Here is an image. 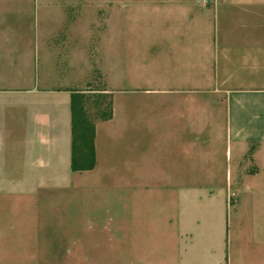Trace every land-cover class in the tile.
Segmentation results:
<instances>
[{"label":"crops","instance_id":"obj_1","mask_svg":"<svg viewBox=\"0 0 264 264\" xmlns=\"http://www.w3.org/2000/svg\"><path fill=\"white\" fill-rule=\"evenodd\" d=\"M114 1L98 40L0 0V241L45 218L82 224L87 264H264V0ZM98 78L113 114L74 170L72 94Z\"/></svg>","mask_w":264,"mask_h":264},{"label":"rangeland","instance_id":"obj_2","mask_svg":"<svg viewBox=\"0 0 264 264\" xmlns=\"http://www.w3.org/2000/svg\"><path fill=\"white\" fill-rule=\"evenodd\" d=\"M33 4H38L40 11L39 24L47 22L42 15L43 8L47 4L55 9V25L73 24L72 14H82L81 19L77 18L75 25L79 23L98 26V40L101 33L107 25L110 24V11L114 6V0H29ZM99 77V76H98ZM91 84V86H88ZM89 89L101 88L102 82L98 78V86L95 82L88 83ZM91 95L90 105L96 103V93L87 92ZM94 111V109H93ZM45 218H38L37 224L28 223L19 231L22 233L18 239L12 238L7 241H0V264H75L83 261L87 264L85 258L72 257L73 242L64 241L65 237H75L77 232L81 231L82 224H64L62 220H50L46 223ZM121 221V220H120ZM93 226V225H92ZM88 227V226H87ZM31 231L33 234L31 235ZM99 235H126V225L124 223H109L104 221L98 223ZM116 248L125 249V243H113ZM94 245L87 243V246ZM107 243H98V250H107ZM110 249V248H109ZM5 252V255H4ZM92 260V259H87ZM88 261V262H90Z\"/></svg>","mask_w":264,"mask_h":264},{"label":"trees","instance_id":"obj_3","mask_svg":"<svg viewBox=\"0 0 264 264\" xmlns=\"http://www.w3.org/2000/svg\"><path fill=\"white\" fill-rule=\"evenodd\" d=\"M91 86V84H88ZM86 90H94L86 88ZM91 95L74 90L72 94V159L74 170L91 169L96 164L94 147L97 119H109L113 114L112 100L105 85L98 88L96 103L90 105ZM94 109V111H93Z\"/></svg>","mask_w":264,"mask_h":264}]
</instances>
